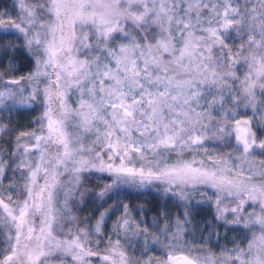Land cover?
Returning <instances> with one entry per match:
<instances>
[{"label":"snow or ice","instance_id":"6c2138e0","mask_svg":"<svg viewBox=\"0 0 264 264\" xmlns=\"http://www.w3.org/2000/svg\"><path fill=\"white\" fill-rule=\"evenodd\" d=\"M0 264H264V0H0Z\"/></svg>","mask_w":264,"mask_h":264},{"label":"trees","instance_id":"16d2710c","mask_svg":"<svg viewBox=\"0 0 264 264\" xmlns=\"http://www.w3.org/2000/svg\"><path fill=\"white\" fill-rule=\"evenodd\" d=\"M137 202H139V204L143 205L144 207H148L151 208L155 205L156 201L154 200V198L152 196H142V197H136ZM133 200V197H132ZM198 211L201 212V214L206 213L208 210L207 209H197Z\"/></svg>","mask_w":264,"mask_h":264},{"label":"rangeland","instance_id":"374dc122","mask_svg":"<svg viewBox=\"0 0 264 264\" xmlns=\"http://www.w3.org/2000/svg\"><path fill=\"white\" fill-rule=\"evenodd\" d=\"M148 196H150V195H146V197H148ZM133 201H134V203H136V204H139V202H137V199H136V197H133ZM141 205V204H140ZM198 211V210H197ZM151 215V213H149V216ZM221 232H223V229H221ZM229 235L231 236L232 234L231 233H229Z\"/></svg>","mask_w":264,"mask_h":264}]
</instances>
